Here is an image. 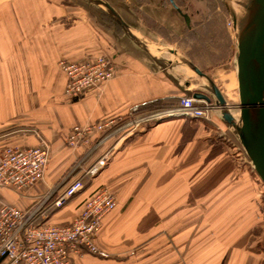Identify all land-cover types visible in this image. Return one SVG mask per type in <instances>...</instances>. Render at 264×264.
I'll list each match as a JSON object with an SVG mask.
<instances>
[{"label":"crops","instance_id":"crops-1","mask_svg":"<svg viewBox=\"0 0 264 264\" xmlns=\"http://www.w3.org/2000/svg\"><path fill=\"white\" fill-rule=\"evenodd\" d=\"M192 31L172 0H0V150L36 146L38 134L51 147L44 179L23 194L0 189V203L29 209L59 187L77 158L64 140L73 125L194 93L180 44ZM102 54L114 77L66 97L64 65ZM214 117L172 116L106 140L109 163L44 217L72 221L97 187L116 195L96 240L107 256L74 255L75 264H264L256 175L241 173L237 145L222 138L226 123Z\"/></svg>","mask_w":264,"mask_h":264},{"label":"built area","instance_id":"built-area-1","mask_svg":"<svg viewBox=\"0 0 264 264\" xmlns=\"http://www.w3.org/2000/svg\"><path fill=\"white\" fill-rule=\"evenodd\" d=\"M63 70L67 79L64 94L68 98L80 97L88 89L100 87L115 75L111 58L104 54L81 62L66 63ZM210 109V103L185 95L180 98L178 105L167 110L152 109L147 110L146 114L74 125L67 133L65 143L71 149H80L82 153L77 155L59 187L36 201L29 209L1 203L0 264H75L74 255L87 253L107 256L96 240L104 217L118 204L116 195L108 187H100L86 200L83 209L72 221L60 224L47 222L44 218L47 214L64 207L86 188L80 179L67 185H64L65 182L78 170L90 178L99 174L111 160V152H104L90 166L87 162L110 136H126L172 116L209 118ZM38 136L40 143L36 146L8 145L0 150V189L9 188L23 194L44 179L51 147L43 136ZM54 194L57 197L52 209L49 213L44 212L45 204Z\"/></svg>","mask_w":264,"mask_h":264},{"label":"rangeland","instance_id":"rangeland-1","mask_svg":"<svg viewBox=\"0 0 264 264\" xmlns=\"http://www.w3.org/2000/svg\"><path fill=\"white\" fill-rule=\"evenodd\" d=\"M182 8L184 10H188V12H190V14L194 18V21L192 23L193 31L190 33V38L187 36V39H183L182 43H180L183 50H186V52L189 54L188 57L195 65H198L202 71H204L212 78L214 83L220 88L222 94L227 100L230 111L236 118H238L240 115V108L238 107L240 104V98L236 68L237 43L234 33V22L226 5L224 4L223 0H182ZM193 77V92L201 91L208 94L212 98V102H210L211 109L209 110L210 117H183L191 118L194 120H212V117L215 116L214 118H219V115L221 117L222 110L216 104L217 99L206 78L198 75L195 71H193ZM188 95L193 96V93ZM171 107L173 106L171 105L154 107V109L167 110ZM147 110L149 111L150 109ZM147 110H136V112L141 115L146 114ZM162 120L164 119L158 120L156 121V123ZM224 126L225 130H223L222 132V138L224 137V140L235 142V144L237 145L236 152L238 154V159L240 160V165L242 166L241 173H248L247 170H251L253 171V173H255L250 159L248 158L243 146L237 138V135L234 133L233 127L227 124H225ZM73 127L74 125L70 128V130ZM219 133L221 132L218 131V134ZM236 141L238 143H236ZM76 151H78L77 155L81 153L80 149ZM74 162L72 163V165L74 164ZM72 165L69 167V169L72 167ZM255 175L257 181V190L259 192L258 199L260 198L258 201V211L262 212V215H264V190L262 191L261 189V187L263 186L260 184L261 180L259 179L258 175L256 173ZM253 235H255V233H253Z\"/></svg>","mask_w":264,"mask_h":264},{"label":"water","instance_id":"water-1","mask_svg":"<svg viewBox=\"0 0 264 264\" xmlns=\"http://www.w3.org/2000/svg\"><path fill=\"white\" fill-rule=\"evenodd\" d=\"M173 5L188 25L192 21L188 12ZM234 22L237 43L236 68L240 98L238 118L230 111L227 100L212 78L192 61L188 64L200 76L206 78L221 108L223 121L232 126L251 161L255 173L264 184V0H242L238 11L232 9L229 0H223ZM196 99L212 102L201 91L193 93Z\"/></svg>","mask_w":264,"mask_h":264},{"label":"trees","instance_id":"trees-1","mask_svg":"<svg viewBox=\"0 0 264 264\" xmlns=\"http://www.w3.org/2000/svg\"><path fill=\"white\" fill-rule=\"evenodd\" d=\"M180 103V99L179 100H172V99H159V100H155L153 102H149V103H146L140 107H138L136 110H147V109H152L154 107H161V106H175L177 104ZM236 139V138H235ZM236 143H238L236 141ZM38 145V144H37ZM104 150H102V146H100L98 149H96L93 154L91 155V157L87 160V164L90 166L92 165V163L94 161H96V159H98L99 156H101L103 154ZM82 153V151H81ZM76 179H80L82 180L86 187L88 186L89 182L91 181L92 178H90L87 174L83 173L81 170H78L74 173L73 176H71L70 178H68V180L65 182L64 185H67L69 184L71 181H74ZM260 184L264 187V185L262 184V182H260ZM260 185V187H261ZM261 187L262 191L264 190V188ZM99 188L97 187L96 189H94L93 191H91L86 197H84L81 201V206H84L86 200L88 198H90ZM263 194H264V191H263ZM57 197V194H54L51 199L45 204L44 208H43V211L44 212H48L49 213V210L52 209L53 207V202L54 200L56 199ZM260 199V198H259ZM258 199V201H259ZM261 205V204H260ZM262 251H264V247L262 248ZM1 263V261H0Z\"/></svg>","mask_w":264,"mask_h":264},{"label":"bare ground","instance_id":"bare-ground-1","mask_svg":"<svg viewBox=\"0 0 264 264\" xmlns=\"http://www.w3.org/2000/svg\"><path fill=\"white\" fill-rule=\"evenodd\" d=\"M229 3L235 11H238V9L241 6L242 0H229Z\"/></svg>","mask_w":264,"mask_h":264},{"label":"flooded vegetation","instance_id":"flooded-vegetation-1","mask_svg":"<svg viewBox=\"0 0 264 264\" xmlns=\"http://www.w3.org/2000/svg\"><path fill=\"white\" fill-rule=\"evenodd\" d=\"M176 4H177V3H176ZM178 6H179V5H178ZM180 7H181V6H180ZM183 11H184V12H187V11H185L184 9H183ZM188 14H189V12H188ZM189 15H190V14H189ZM190 18H191V16H190ZM191 20H192V19H191Z\"/></svg>","mask_w":264,"mask_h":264}]
</instances>
